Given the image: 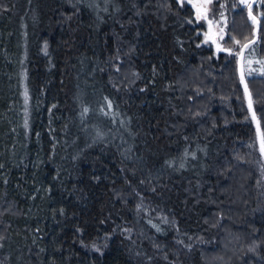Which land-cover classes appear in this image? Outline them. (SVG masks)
<instances>
[{
    "label": "trees",
    "instance_id": "16d2710c",
    "mask_svg": "<svg viewBox=\"0 0 264 264\" xmlns=\"http://www.w3.org/2000/svg\"><path fill=\"white\" fill-rule=\"evenodd\" d=\"M211 12L232 55L186 1L0 0L9 264H264V155L238 69L255 28L240 0ZM255 40L243 69L264 60V18ZM245 83L264 130V75Z\"/></svg>",
    "mask_w": 264,
    "mask_h": 264
},
{
    "label": "snow or ice",
    "instance_id": "6c2138e0",
    "mask_svg": "<svg viewBox=\"0 0 264 264\" xmlns=\"http://www.w3.org/2000/svg\"><path fill=\"white\" fill-rule=\"evenodd\" d=\"M180 3H183V0H179ZM213 2V0H205V3L207 4H211ZM240 3L244 4L247 9H248V19L251 20L252 25L254 26V28L258 31L259 29V25H260V19L264 18V12H257L254 13L253 12V7L257 4H261L264 5V0H240ZM221 8L225 7V5H220ZM221 17H223V13H221ZM235 44L239 45L240 41L237 40L235 37L231 38ZM256 43L255 39H252L250 41H248V43H245L244 45H242V50L243 49H247L250 48L251 46H253ZM225 51H228L229 55H232V51L231 49H223ZM249 64H251L252 62L249 61ZM256 63L259 65V68L257 69H253L251 67H249L247 75H252L253 72H259L260 75H264V60H258L256 61ZM240 79L241 82L244 83V91H245V96H247L248 98V111L251 113L250 119L252 121L255 122L256 124V133H257V137L259 140V151L261 153V155H264V130H262L261 127V118L257 116V113L254 109V103L255 101L253 100L252 94L248 89L247 84L245 83V71L243 69V67L241 68V75H240ZM25 96L27 97V90H25ZM108 107L111 108V102H108ZM88 111L87 108L84 109V112L86 113ZM262 113H264V108H262ZM27 124V122H25ZM181 167H183V165H181ZM261 176L262 179H264V168H262V172H261ZM261 181H257L258 184H260ZM153 227H155L157 229V231H160V228L158 225H153ZM180 243H183V241H180ZM187 247H191V245H187ZM250 250H254L250 249Z\"/></svg>",
    "mask_w": 264,
    "mask_h": 264
},
{
    "label": "rangeland",
    "instance_id": "374dc122",
    "mask_svg": "<svg viewBox=\"0 0 264 264\" xmlns=\"http://www.w3.org/2000/svg\"><path fill=\"white\" fill-rule=\"evenodd\" d=\"M179 2V0H177ZM186 1L188 3L194 2L195 5H201L203 7H206V10L201 11V14L199 15V13L197 12V9L195 6L192 5L191 3V7L193 9L194 15L198 18L197 20H202L204 22V26L202 29V38L204 39L203 41L207 44V45H212L213 44V39L209 38V23L212 25V29L215 31V38L221 39L226 31H225V26H224V16L221 17L220 14H216L213 13L212 14V4H207L205 3V0H183V2ZM214 1V0H213ZM180 3V2H179ZM181 4V3H180ZM261 5V4H258ZM220 42V41H219ZM260 59H258L257 56H254V54L250 53L249 55H246L244 58V71L245 73L248 72L249 67L253 68V69H257L259 68V65L256 63V61H258ZM251 61L252 63L249 64L248 62ZM253 73H259V72H253ZM231 233H227V237L224 236V239L226 238V242H231V240L235 241L234 236L230 237ZM2 244L0 243V264H9L8 259H7V254L1 250ZM209 260V259H208ZM229 261V260H227Z\"/></svg>",
    "mask_w": 264,
    "mask_h": 264
},
{
    "label": "water",
    "instance_id": "95a60500",
    "mask_svg": "<svg viewBox=\"0 0 264 264\" xmlns=\"http://www.w3.org/2000/svg\"><path fill=\"white\" fill-rule=\"evenodd\" d=\"M191 3H192L193 6L196 7L197 12L199 13V15L201 14V11L206 10V7H203L201 5H195L194 2H191ZM254 33H255V36H254L253 39H256L257 38V30L256 29L254 30ZM208 35H209V38L213 39V46H214V49L216 51L218 49H221L224 52H228V51H225L223 49H229V48H225V47L222 48L221 47V44L218 41V39L214 37L215 36V31L212 29V25L210 23H209V34ZM243 52H244V49L242 50V48H241L240 53H239V56H238V69H239L240 75H241V68H242V56H243ZM247 100H248V98H247Z\"/></svg>",
    "mask_w": 264,
    "mask_h": 264
}]
</instances>
